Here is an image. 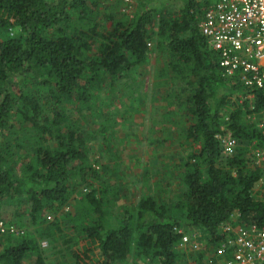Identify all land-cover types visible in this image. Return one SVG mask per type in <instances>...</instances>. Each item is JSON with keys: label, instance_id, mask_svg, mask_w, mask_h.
<instances>
[{"label": "trees", "instance_id": "1", "mask_svg": "<svg viewBox=\"0 0 264 264\" xmlns=\"http://www.w3.org/2000/svg\"><path fill=\"white\" fill-rule=\"evenodd\" d=\"M107 1L120 3L125 16L108 10ZM168 4L177 10L169 11ZM130 8L122 0H0V264H23L36 247L23 235L19 238L24 218L48 229L71 221L66 247L70 264H126L132 254L175 264L184 259L176 226L207 232L211 247L193 259L220 264L213 247L231 214L237 212L244 225L264 223V198L254 195L264 180V165L256 163L255 155L251 160L247 150L264 151L263 121L259 114L257 121L250 118L264 109V90H249L237 76H224L217 53L198 29L201 3L138 0L128 17L130 11L124 10ZM151 46L166 56L170 71L161 66L156 76L164 77L172 90L166 98H177L186 120L176 114V132L186 150L170 164L184 187V217L144 194L118 218L105 207L114 196L108 194L110 179L122 174L118 154L110 163H91L92 141L103 132L79 119L114 118L116 125L115 117L126 120L124 110L131 118L130 103L123 101L118 113L108 109L104 114L102 106L114 101L110 96L119 92L128 73L146 63ZM228 80L233 81L230 87ZM221 88L244 96L227 117L222 109L233 102L216 96ZM114 137L115 131L101 137L102 143ZM222 137L237 144L226 155ZM82 184L83 196L75 199ZM81 199L82 213L74 217L63 211V205L75 200L77 207ZM43 226L37 232L47 237ZM11 233L19 239L12 240ZM33 262L46 264L39 256Z\"/></svg>", "mask_w": 264, "mask_h": 264}, {"label": "rangeland", "instance_id": "2", "mask_svg": "<svg viewBox=\"0 0 264 264\" xmlns=\"http://www.w3.org/2000/svg\"><path fill=\"white\" fill-rule=\"evenodd\" d=\"M137 2L138 0L132 1V8L129 9L130 12H126L129 14L127 15L128 17L134 11ZM105 4L110 5L108 10L116 11L120 16H125L118 10L120 9L118 7L121 6L120 3L113 4L107 1ZM149 5L155 6V2L151 1ZM167 8L172 12L177 10V6L175 7L174 4H168ZM165 59V54L160 50H155L153 46L146 63L137 65L134 71L128 73L122 81H120L118 85L119 92H115L114 95L110 96V99H114V101L108 106L103 104L102 111L104 114L108 112V109L116 111L115 113L120 112L123 108V101L125 104H132L133 109H130L132 115L130 119L129 117L126 118L125 110L121 112L126 119L124 121L115 117L116 114L113 115L117 119L116 125L114 118L104 121L103 119H96V117H94L90 123L87 117L79 119L81 125H86L87 128L94 132H97V130L102 131L103 136L106 138L115 131L114 139L107 142V145L102 143L101 137L103 136L95 137L92 141V150L89 157L91 163L93 160H96L99 164L110 163L116 159L118 172L122 170V174L118 173L110 179L112 185L108 194L111 195V193H113L114 196L112 199L108 200L111 201V203L108 202L105 204V207L111 209L114 216L118 218H122L125 208L135 203L139 197L144 194L153 195L158 201L163 202L167 206V210L170 214L179 218L184 217V207L182 206L184 187L179 180L180 176L175 177L174 175L176 172L171 170L170 166L171 163L177 162V155L180 157L186 150L185 145L181 144L183 140L178 138V133L176 132L180 117H178V119L175 117L176 114H179V116L182 115L180 111L182 106L179 107L177 105V98H173V100L171 98H166L172 90L170 87L164 85V77L160 78L156 76L161 66L165 71H170ZM169 80H173V78ZM232 83L233 81L228 80V87H230ZM220 95L223 96L225 100L227 99V102H233L229 105L226 103L224 111L222 109L221 113L226 117L233 111L234 103L236 105L241 103L244 97L240 94L237 95L228 92L225 88L218 90L216 96ZM263 112L264 109H261L259 113L256 114L254 112L250 117L257 121L259 114V117L264 120ZM181 122H186L184 116ZM17 128L18 127H15L14 129ZM222 139L224 138H221V143ZM247 150L251 160L254 155L258 157L260 152L264 155V151L259 148L248 146ZM116 153L118 156H116L115 159H111L110 157ZM227 153L228 152L225 151L224 154L226 155ZM263 164L264 163H261L260 166ZM83 186L84 184L75 191V199L82 198L84 193L82 190ZM254 195L256 197L259 196L261 199L264 198V180L257 183ZM73 201L75 200H71L70 203L63 205L62 209L63 211L74 214V217H76L79 212L82 213L84 211V203L81 199L76 207L73 205ZM112 201L114 203H112ZM6 203L12 204L13 201L7 199ZM53 218V215H51V220ZM22 221L23 222H20V226L24 229V234L20 233L19 238L23 235L22 238H28L36 245L31 253L23 258V264H34L33 261L38 256L41 257L46 264L71 263L69 252L66 248L70 245L67 242V237L69 233H71V230H69V226L72 224L71 221L63 220V223L56 228L49 229L40 224L33 226L26 221L25 218ZM227 222L244 225L240 221L237 212L231 214ZM40 226L44 227L43 233L48 234L47 237L40 236V231L37 230ZM183 229L190 235L194 234L197 237V241L201 242L202 249L200 251L211 247V243L208 240L209 235L204 230L203 232L196 227H187ZM11 235H15L11 236L12 240L18 238V236H16L18 235L17 233H11ZM204 241H206L207 244L204 243ZM42 243H45V245H42ZM3 244H7V238L3 240ZM178 248L184 251V259L183 261H177L175 264H197L193 257L199 251L192 252L180 246ZM96 251L97 250H94V252ZM218 261L221 263L222 259L218 258ZM126 264L158 263L148 262L146 259L132 254L131 257L126 260Z\"/></svg>", "mask_w": 264, "mask_h": 264}, {"label": "built area", "instance_id": "3", "mask_svg": "<svg viewBox=\"0 0 264 264\" xmlns=\"http://www.w3.org/2000/svg\"><path fill=\"white\" fill-rule=\"evenodd\" d=\"M132 1L122 0L128 5ZM195 1L202 4L198 29L207 39L210 48L217 53L224 76H237L239 82L249 90H264V0ZM262 121L259 126L262 127L264 137V120ZM222 138L224 151L231 152L237 146L234 138ZM256 158V163H264L262 152ZM173 230L180 236V247L192 252L201 250L202 244L194 234L190 235L178 226ZM222 231L223 237L213 247L214 258L217 261L218 258L222 259L221 263L218 261L220 264H264V223L242 225L226 221L222 225Z\"/></svg>", "mask_w": 264, "mask_h": 264}]
</instances>
